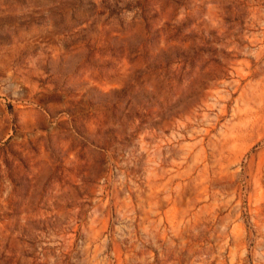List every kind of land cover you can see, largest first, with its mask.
<instances>
[{
  "label": "rangeland",
  "instance_id": "obj_1",
  "mask_svg": "<svg viewBox=\"0 0 264 264\" xmlns=\"http://www.w3.org/2000/svg\"><path fill=\"white\" fill-rule=\"evenodd\" d=\"M0 264H264V0H0Z\"/></svg>",
  "mask_w": 264,
  "mask_h": 264
}]
</instances>
